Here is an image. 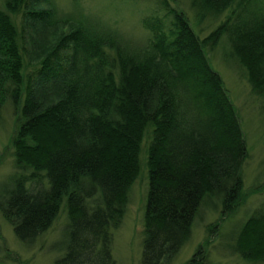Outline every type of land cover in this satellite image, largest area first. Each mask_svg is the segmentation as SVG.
Returning <instances> with one entry per match:
<instances>
[{
  "label": "trees",
  "instance_id": "obj_1",
  "mask_svg": "<svg viewBox=\"0 0 264 264\" xmlns=\"http://www.w3.org/2000/svg\"><path fill=\"white\" fill-rule=\"evenodd\" d=\"M55 1L0 0V120L10 108L16 121L0 214L27 246L63 213L55 264H116L113 233L145 171L142 264L167 263L203 203L232 212L241 198L242 118L210 55L225 45L264 109V0H187L195 19L219 22L208 36L158 0L143 46L101 19L62 15ZM236 249L264 264V205Z\"/></svg>",
  "mask_w": 264,
  "mask_h": 264
},
{
  "label": "rangeland",
  "instance_id": "obj_2",
  "mask_svg": "<svg viewBox=\"0 0 264 264\" xmlns=\"http://www.w3.org/2000/svg\"><path fill=\"white\" fill-rule=\"evenodd\" d=\"M158 0H56L62 15L72 19L81 14L101 19L109 28L121 34L133 45L143 46L148 34L143 19L157 15ZM191 17L202 36H208L218 25L212 20L195 19L187 0H170ZM62 28V27H61ZM52 29L49 38L59 33ZM52 33V34H51ZM42 41L44 36H36ZM123 38V39H124ZM128 41V42H129ZM141 43V44H140ZM228 51L222 43L210 55L213 68L223 77L232 103L240 112L248 151L241 169V198L232 212H223L218 200H208L200 206L189 240L176 255L164 264H187L195 256L204 264H258L246 260L236 249L238 233L254 211L264 205V109L262 99L253 93L252 86L232 60L224 58ZM15 116L7 108L0 120V189L15 172L11 139L16 126ZM146 146V144H145ZM144 146V147H145ZM143 158V156H142ZM147 176L144 171L133 185L130 203L121 226L113 233L112 252L116 264H142L143 231ZM66 215L61 214L53 227L32 245H23L13 227L0 214V264H55L64 251L63 230ZM254 235V232H251ZM244 245V244H243ZM245 246V245H244ZM242 246V247H244Z\"/></svg>",
  "mask_w": 264,
  "mask_h": 264
}]
</instances>
